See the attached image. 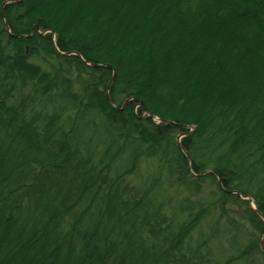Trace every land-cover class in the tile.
I'll return each mask as SVG.
<instances>
[{
  "label": "trees",
  "instance_id": "1",
  "mask_svg": "<svg viewBox=\"0 0 264 264\" xmlns=\"http://www.w3.org/2000/svg\"><path fill=\"white\" fill-rule=\"evenodd\" d=\"M207 179L156 230L166 186ZM232 192L264 217V0H0V264H196L177 254L224 205L246 263L264 220Z\"/></svg>",
  "mask_w": 264,
  "mask_h": 264
},
{
  "label": "rangeland",
  "instance_id": "2",
  "mask_svg": "<svg viewBox=\"0 0 264 264\" xmlns=\"http://www.w3.org/2000/svg\"><path fill=\"white\" fill-rule=\"evenodd\" d=\"M29 92L30 89L25 90L24 95H28ZM51 99L54 101L56 99L55 95H52ZM50 106L52 105L50 104ZM156 122L159 123L160 120L156 119ZM182 138L183 137H181L180 140ZM178 140L179 139L177 138V141ZM159 168L160 167L156 164L155 170L160 173V176H158V180H166L165 174L161 172ZM127 186L132 188L131 190L133 192L142 195L146 186L144 182V175L138 174L136 176H130L127 179ZM165 189L169 192H166V194L164 195L166 200L169 197L166 203L167 208H164L156 215L164 214V217H166V219L163 216L160 217L155 223V228L160 232L167 231L168 234L172 235L176 233V229L183 223L184 219H187L186 215L184 218V213L180 212V210L177 208L176 203L179 200L187 198L192 199L193 201H210L214 197H216L215 194L217 193V186L212 179H207V182L203 186H201L199 190H196L191 186L182 187L180 185L179 187L176 186V184L171 185V188H169V185H167ZM164 197L159 200V205L164 202ZM250 202L251 208H256V205L254 203L255 201L251 199ZM230 222L235 223V226L231 227L229 233H225V227H227V223ZM245 222L246 221L241 216L240 209L232 205H224L223 211L220 209H211L206 219L187 240L184 248H182L180 252H178L177 256L184 255L185 257L189 258L192 257L195 253L196 259L193 261L196 264H225L227 263V261L231 260V257L233 256L232 252L230 253L229 250L231 235H239L238 238L242 240V233L244 231L243 227L245 225ZM147 236L149 244L157 245L161 248L169 246L165 241V238L162 239L159 236H152L150 231L147 233ZM263 239L264 236H261V252H256L250 261H247L246 263L238 261L232 264H264L262 254L264 252V250L262 249ZM207 247L211 249V254L209 256H207L209 253L205 252V249ZM206 257L208 258L206 259Z\"/></svg>",
  "mask_w": 264,
  "mask_h": 264
},
{
  "label": "water",
  "instance_id": "3",
  "mask_svg": "<svg viewBox=\"0 0 264 264\" xmlns=\"http://www.w3.org/2000/svg\"><path fill=\"white\" fill-rule=\"evenodd\" d=\"M3 15H4V17H5V13H4V9H3ZM5 25H6V30L7 31H9V26H8V22L5 20ZM126 104V103H125ZM181 137H183V136H179L178 137V143H180V138ZM183 152H184V150H182ZM184 154L186 155V153L184 152ZM187 156V155H186ZM213 174H215L216 175V173L215 172H213ZM219 182V186H220V188L221 189H223V186H222V183H221V181L219 180L218 181ZM233 194H236L240 199H242V200H248V201H251V199L253 200V198H251V197H247V198H244L241 194H239V193H237V192H232ZM252 210L261 218V219H263L264 220V217L256 210V208H252ZM262 249L264 250V239L262 240Z\"/></svg>",
  "mask_w": 264,
  "mask_h": 264
}]
</instances>
